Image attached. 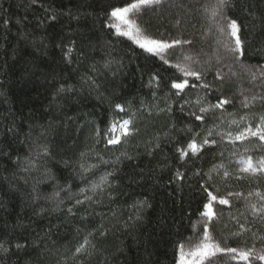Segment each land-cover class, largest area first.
<instances>
[{
    "label": "trees",
    "instance_id": "16d2710c",
    "mask_svg": "<svg viewBox=\"0 0 264 264\" xmlns=\"http://www.w3.org/2000/svg\"><path fill=\"white\" fill-rule=\"evenodd\" d=\"M215 1L132 10L143 36L181 41L165 63L109 27L111 12L133 0H0V244L8 249L0 264H178L179 246L204 232L205 187L218 197L234 193L230 207H214L218 219L208 226L220 247L261 253L264 214L251 205H264L255 195H264V174L226 181L208 174L264 159V141L232 144L228 135L264 117V0H234L223 10L243 25V57L225 51L210 22ZM183 62L210 88H192L200 81L174 67ZM253 74L262 79L251 82ZM184 79L189 87L176 95L171 84ZM222 98L230 101L222 115L199 113ZM122 119L133 121L135 134L108 145L109 125ZM204 137L216 144L181 157L179 149ZM44 145L48 155L38 156ZM102 177L108 183L92 191ZM222 255L214 264H231Z\"/></svg>",
    "mask_w": 264,
    "mask_h": 264
},
{
    "label": "snow or ice",
    "instance_id": "6c2138e0",
    "mask_svg": "<svg viewBox=\"0 0 264 264\" xmlns=\"http://www.w3.org/2000/svg\"><path fill=\"white\" fill-rule=\"evenodd\" d=\"M161 0H133L129 6L114 9L111 12V17L115 18V22L109 24V27L115 28L116 32L119 35L127 36L130 39H134L135 42L139 45V47L146 49L148 52L153 55L160 56L164 59V54L167 49L174 47L176 44H180L181 41H174L172 43H165L162 41L148 39L142 36L140 30L135 26V24L129 19V15L132 10L138 9L141 6H150L152 4H159ZM234 0H217V2L211 7L210 10L206 9L209 12L210 22H215V28L218 32L225 36L224 49L226 52L230 53L233 57H243L244 56V40L242 39L241 33L244 30L242 23L238 22L236 19H232L223 14V10L225 7L235 8ZM217 17L220 19L217 20ZM184 43H191V41H185ZM71 53V49H69V54ZM185 60H191V56H185ZM167 63V60H165ZM177 69L185 76L192 77L195 81H200L199 85L196 83H192L191 87L196 88L199 86L200 88H210V85L204 83L202 81V74L198 71H195L191 68L190 65L177 64L174 65ZM217 79H223L219 72L216 74ZM253 78L255 79V74H253ZM173 89H176V95H180L184 92L185 88L189 87V82L187 79H184L181 82H173L171 84ZM63 91V89H61ZM197 103L200 104L201 101L198 99ZM230 101L228 99H219L215 104H208L207 106H202L199 109V113H208L210 110L215 111L217 109L221 110V115L223 114L224 106L229 104ZM115 108L123 112L125 108L121 104H116ZM195 120L201 121L203 123L205 116L198 114L197 112L190 113ZM231 123H236L235 120L231 121ZM191 131V129H189ZM136 129L133 127V121L131 119H122V120H113V122L109 125L107 129V144L108 145H120L124 139L127 137L134 135ZM199 135V133H196ZM212 135V130L209 129L207 136ZM229 143L235 144L237 141L243 143V141L249 139L250 137H256L260 141H264V117L260 119L259 124L253 129L251 126H248L242 129L237 135L234 137L229 133ZM216 144L215 140H209L207 137L201 139L199 143H197L196 139L193 138L186 148L179 149L181 157H188L189 153L193 157L199 156L203 151L205 146L212 147ZM159 147V145H157ZM37 155H48L47 146L44 145L40 148ZM35 166L34 163L32 165ZM215 172L216 175L220 176L222 180H227L229 177H233L235 179H243L244 176L241 174H247L251 177H256L258 175L264 174V159L257 160L255 163L253 162L251 157L241 159L237 162V167L233 171H229L228 168H225L223 164L214 166L212 170H210L208 174L209 181L213 180L212 173ZM110 175V174H109ZM177 175L182 179L183 177L177 173ZM108 181L106 177H102L101 180L92 185L91 190L95 191L96 189L102 188ZM89 191V189H81V194ZM204 191L207 194L208 203L205 204V211L202 212V216L206 217L207 220L204 224V232L202 234L201 239L195 243V245L189 251H185L184 245L179 246V262L178 264H204L205 260L214 257L218 252H227L234 254L231 258L238 259L242 261L243 264H253L255 260H259L264 262V254L256 253L255 249L248 250H240L237 248H221L218 242H215L213 237L210 235L208 231L209 224L212 223L213 220L218 219L217 212L215 211L213 205H225L230 207V201L227 196H232L234 193L228 192L225 197H218L214 195L212 191H209L207 187H205ZM218 192L219 189L217 188ZM235 195H240V193H235ZM251 195V193H250ZM255 195L259 197L261 201H264V195L256 192ZM85 199H90V197L85 196ZM77 203H83L81 200H77ZM253 213H261L264 214V205L257 207L256 204L251 205ZM71 211V209H69ZM243 228V225H241ZM247 230V229H245ZM106 233H101V235H105ZM239 234V233H237ZM91 235V233H90ZM90 243L87 239L84 240L83 243L76 249L77 253H80L85 249V247ZM25 247V245L17 244L16 248L20 249ZM8 249L4 248L2 244H0V253H6ZM187 257L193 258L192 260L187 259Z\"/></svg>",
    "mask_w": 264,
    "mask_h": 264
},
{
    "label": "rangeland",
    "instance_id": "374dc122",
    "mask_svg": "<svg viewBox=\"0 0 264 264\" xmlns=\"http://www.w3.org/2000/svg\"><path fill=\"white\" fill-rule=\"evenodd\" d=\"M217 1H215V3H216ZM129 19H130V15H129ZM131 20V19H130ZM115 22V18H113L112 17V23H114ZM143 36V35H142ZM143 37H145V38H148V39H151V38H149V37H146V36H143ZM134 40V39H133ZM154 40H156V39H154ZM135 41V40H134ZM164 59L165 60H168V55H167V51H166V53L164 54ZM182 63V62H181ZM183 64H185L184 62H183ZM185 65H187V64H185ZM235 75V74H234ZM261 80L262 78H261V76L259 77V75H255V79L253 78V75L251 76V82H256V80ZM254 162V161H253ZM255 163V162H254ZM259 176V175H258ZM217 206V204H215L214 203V205H213V207H216ZM206 220H207V218L206 217H204L203 216V218H202V224L204 223L205 224V222H206ZM208 231H209V233H210V235L213 237V239H214V241H215V236H214V234L212 233V232H210V230L208 229ZM203 234V233H202ZM202 237V236H201ZM201 237H196V238H194V239H191L190 241H188V242H186L185 244H184V248H185V251L187 252V251H189V250H191V248L195 245V243H197L200 239H201ZM216 242V241H215ZM259 252H261V254H264V249L263 250H260ZM223 253H225V254H227V255H222L223 257H225V258H229L230 260H232L231 261V264H240V262H238L237 260L238 259H234L235 261H233V259L231 258L234 254H229L228 255V253H226V252H218L214 257H211L210 259H208V260H205L204 261V264H214V262L219 258V256L221 255V254H223ZM221 257V256H220ZM187 259H189V260H192L193 258H191V257H187ZM228 259V260H229ZM228 263H229V261H227ZM193 264H194V261H193Z\"/></svg>",
    "mask_w": 264,
    "mask_h": 264
}]
</instances>
